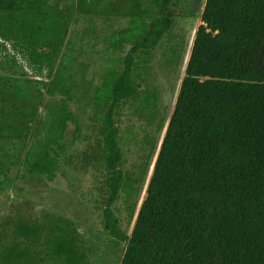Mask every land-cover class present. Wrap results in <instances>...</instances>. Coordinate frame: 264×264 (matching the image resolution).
<instances>
[{
	"label": "rangeland",
	"instance_id": "rangeland-1",
	"mask_svg": "<svg viewBox=\"0 0 264 264\" xmlns=\"http://www.w3.org/2000/svg\"><path fill=\"white\" fill-rule=\"evenodd\" d=\"M18 1L20 12H0V264H121L128 241L113 238L104 224L110 176L105 116L124 57L157 27L163 0H90L88 15L77 0ZM205 4L171 1V28L135 56L130 80L137 92L114 110L123 178L112 211L117 231L128 237ZM48 111L60 138L52 179L39 161Z\"/></svg>",
	"mask_w": 264,
	"mask_h": 264
},
{
	"label": "trees",
	"instance_id": "trees-1",
	"mask_svg": "<svg viewBox=\"0 0 264 264\" xmlns=\"http://www.w3.org/2000/svg\"><path fill=\"white\" fill-rule=\"evenodd\" d=\"M171 1H162L157 27L130 46L113 87L105 116V227L128 241L121 264H264V0H206L147 197L131 236L117 231L112 207L123 171L114 110L137 92L130 80L135 56L171 28ZM89 3L77 0V7L88 15ZM20 11L18 0H0V12ZM48 115L39 161L52 179L60 138Z\"/></svg>",
	"mask_w": 264,
	"mask_h": 264
}]
</instances>
